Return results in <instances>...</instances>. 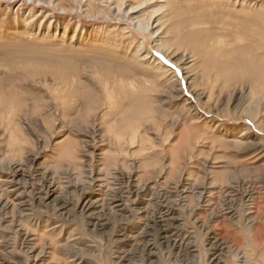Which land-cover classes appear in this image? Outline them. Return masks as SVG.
Masks as SVG:
<instances>
[{"label": "rangeland", "instance_id": "rangeland-1", "mask_svg": "<svg viewBox=\"0 0 264 264\" xmlns=\"http://www.w3.org/2000/svg\"><path fill=\"white\" fill-rule=\"evenodd\" d=\"M0 264H264V0H0Z\"/></svg>", "mask_w": 264, "mask_h": 264}]
</instances>
